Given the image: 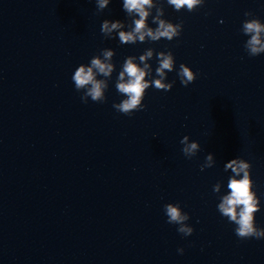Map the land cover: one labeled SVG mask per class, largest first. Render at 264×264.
Listing matches in <instances>:
<instances>
[{"label": "water", "instance_id": "water-1", "mask_svg": "<svg viewBox=\"0 0 264 264\" xmlns=\"http://www.w3.org/2000/svg\"><path fill=\"white\" fill-rule=\"evenodd\" d=\"M264 20V0H206L200 136L184 264H264V238H240L218 211L233 158L249 163L264 205V53L250 56L245 19ZM211 155L212 162L208 161ZM220 191H215L217 184ZM264 227V207L257 212Z\"/></svg>", "mask_w": 264, "mask_h": 264}, {"label": "clouds", "instance_id": "clouds-1", "mask_svg": "<svg viewBox=\"0 0 264 264\" xmlns=\"http://www.w3.org/2000/svg\"><path fill=\"white\" fill-rule=\"evenodd\" d=\"M206 0H167V3L175 10L186 9L193 11L204 4ZM100 9L105 8L110 0H96ZM155 5V0H123L124 10L133 19V26L129 30L124 29V25L119 19L114 21L105 20L102 24V31L106 34L113 33L119 29L118 37L121 43L144 42L145 38L157 41L161 38L172 40L182 32L183 25L174 21L164 19L163 10L157 9L152 16L153 28L149 26V16ZM242 31L248 36L246 49L250 56H257L264 53V20L260 18L245 19L242 22ZM113 50L106 49L102 56L93 57L89 63H81L72 74L76 90H85L81 99L87 102L91 97L93 101H102L105 95L107 82L98 77H109L114 71L112 63ZM153 56V49L149 48L143 55L139 56V62L134 56H129L123 63L117 78L116 89L124 97L119 103H114L113 107L122 113L131 114L133 111L145 108L144 100L150 86L162 90H170L173 87L171 82L166 81L168 72L175 68V56L172 52L161 51L158 54V67L155 68L156 76L153 79H146L152 73V66L145 63ZM167 70V71H166ZM198 73L188 63H180L177 76L180 82L187 86L197 78ZM182 149L186 156L195 154L199 148L198 142H188L185 136ZM208 161L212 162L211 155ZM226 169L232 170V175L227 182V193L224 194L217 205L222 216L234 223L235 233L240 238L255 237L264 238V227L257 223V212L264 205L254 191V181L249 174V163L239 157L233 158L225 165ZM221 185L215 186V191L219 192ZM164 212L169 223L179 225L178 231L185 236L191 235L195 231L194 225L185 223L188 220V213L182 206L175 202L164 205ZM180 253L184 248L178 249Z\"/></svg>", "mask_w": 264, "mask_h": 264}]
</instances>
